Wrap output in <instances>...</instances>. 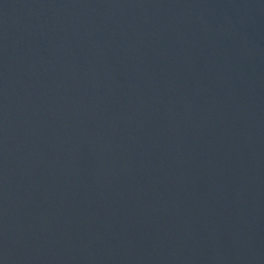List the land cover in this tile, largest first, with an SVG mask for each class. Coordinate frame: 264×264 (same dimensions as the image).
<instances>
[{
    "label": "water",
    "instance_id": "water-1",
    "mask_svg": "<svg viewBox=\"0 0 264 264\" xmlns=\"http://www.w3.org/2000/svg\"><path fill=\"white\" fill-rule=\"evenodd\" d=\"M0 264H264V0H0Z\"/></svg>",
    "mask_w": 264,
    "mask_h": 264
}]
</instances>
